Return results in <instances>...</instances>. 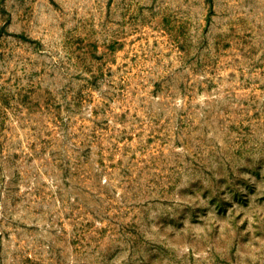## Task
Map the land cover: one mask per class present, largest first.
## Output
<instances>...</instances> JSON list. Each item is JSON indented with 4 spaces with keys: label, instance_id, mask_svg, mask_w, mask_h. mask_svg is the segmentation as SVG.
Here are the masks:
<instances>
[{
    "label": "rangeland",
    "instance_id": "374dc122",
    "mask_svg": "<svg viewBox=\"0 0 264 264\" xmlns=\"http://www.w3.org/2000/svg\"><path fill=\"white\" fill-rule=\"evenodd\" d=\"M0 264H264V0H0Z\"/></svg>",
    "mask_w": 264,
    "mask_h": 264
}]
</instances>
